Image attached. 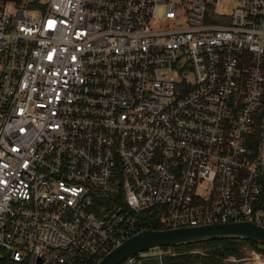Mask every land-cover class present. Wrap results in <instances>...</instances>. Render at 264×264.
<instances>
[{
  "label": "built area",
  "instance_id": "2783aa9c",
  "mask_svg": "<svg viewBox=\"0 0 264 264\" xmlns=\"http://www.w3.org/2000/svg\"><path fill=\"white\" fill-rule=\"evenodd\" d=\"M147 214L264 228V0H0V264H98Z\"/></svg>",
  "mask_w": 264,
  "mask_h": 264
},
{
  "label": "water",
  "instance_id": "95a60500",
  "mask_svg": "<svg viewBox=\"0 0 264 264\" xmlns=\"http://www.w3.org/2000/svg\"><path fill=\"white\" fill-rule=\"evenodd\" d=\"M228 239L253 242L264 247V228L245 222L168 230L149 228L115 248L98 264H120L136 253L152 248H174ZM144 264L159 263L148 261Z\"/></svg>",
  "mask_w": 264,
  "mask_h": 264
},
{
  "label": "trees",
  "instance_id": "16d2710c",
  "mask_svg": "<svg viewBox=\"0 0 264 264\" xmlns=\"http://www.w3.org/2000/svg\"><path fill=\"white\" fill-rule=\"evenodd\" d=\"M146 224L156 230L160 229L159 216L147 214L143 217ZM248 245L254 250L262 251L261 245L253 242L239 240H218L199 244L174 247V255L166 258L165 264H225L224 260L232 258H242L245 253V246ZM200 250V253L194 251Z\"/></svg>",
  "mask_w": 264,
  "mask_h": 264
},
{
  "label": "rangeland",
  "instance_id": "374dc122",
  "mask_svg": "<svg viewBox=\"0 0 264 264\" xmlns=\"http://www.w3.org/2000/svg\"><path fill=\"white\" fill-rule=\"evenodd\" d=\"M245 253L242 258L236 259L232 258L231 260L228 261L227 259L224 260L225 264H257V259L261 260V258H264V247L262 246L261 250H254L252 247H249L246 245L245 247ZM200 252V250H196Z\"/></svg>",
  "mask_w": 264,
  "mask_h": 264
},
{
  "label": "bare ground",
  "instance_id": "6f19581e",
  "mask_svg": "<svg viewBox=\"0 0 264 264\" xmlns=\"http://www.w3.org/2000/svg\"><path fill=\"white\" fill-rule=\"evenodd\" d=\"M257 264H260L259 262H257Z\"/></svg>",
  "mask_w": 264,
  "mask_h": 264
}]
</instances>
